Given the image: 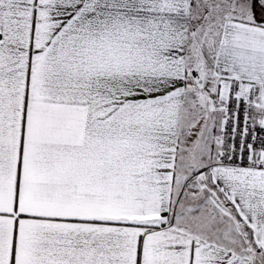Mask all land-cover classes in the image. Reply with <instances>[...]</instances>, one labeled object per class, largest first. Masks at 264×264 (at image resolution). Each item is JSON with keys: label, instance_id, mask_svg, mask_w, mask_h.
I'll return each mask as SVG.
<instances>
[{"label": "snow or ice", "instance_id": "1", "mask_svg": "<svg viewBox=\"0 0 264 264\" xmlns=\"http://www.w3.org/2000/svg\"><path fill=\"white\" fill-rule=\"evenodd\" d=\"M0 264H264V0H0Z\"/></svg>", "mask_w": 264, "mask_h": 264}]
</instances>
